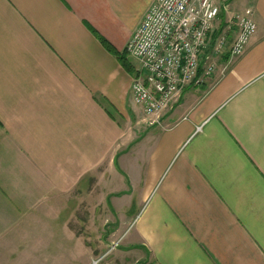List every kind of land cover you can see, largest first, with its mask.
Instances as JSON below:
<instances>
[{"label": "crops", "instance_id": "crops-1", "mask_svg": "<svg viewBox=\"0 0 264 264\" xmlns=\"http://www.w3.org/2000/svg\"><path fill=\"white\" fill-rule=\"evenodd\" d=\"M152 3L0 0V264L87 237L93 260L124 239L112 264H264V0L221 2L257 32L161 125L98 36L126 52ZM31 224L49 243L23 246Z\"/></svg>", "mask_w": 264, "mask_h": 264}, {"label": "built area", "instance_id": "built-area-1", "mask_svg": "<svg viewBox=\"0 0 264 264\" xmlns=\"http://www.w3.org/2000/svg\"><path fill=\"white\" fill-rule=\"evenodd\" d=\"M221 13L216 0H153L125 49L139 63L133 96L150 124L161 125L187 88L218 73L216 57L245 52L257 32L252 10L224 24Z\"/></svg>", "mask_w": 264, "mask_h": 264}, {"label": "rangeland", "instance_id": "rangeland-1", "mask_svg": "<svg viewBox=\"0 0 264 264\" xmlns=\"http://www.w3.org/2000/svg\"><path fill=\"white\" fill-rule=\"evenodd\" d=\"M216 1L217 3L221 4L223 0H216ZM246 11H248V9ZM131 60L133 61V63H135L138 66L137 59H135L134 57H131ZM216 75L213 76V78H215ZM31 225L33 229H36V233L35 234L32 233L34 237L32 236L29 239H26V240L23 238L20 239V241L23 242V246H26L28 249V248H32L34 245L43 246L44 243L46 242L49 243V239L47 238L49 236L48 233H45L44 231L41 232V230L39 229L43 227V224H39V225L31 224ZM59 240L60 239H56V241H59ZM87 242H89V245ZM116 242H117L116 243L117 245L115 244L114 246H106L104 249L99 248L98 250L101 249V251L98 252V254H96L94 258L95 260H93L90 258L88 254V249L96 248V239H93V238L90 239L87 237V241H86L87 245H84L83 249L81 247V244H78L80 242H77V240L75 239L74 241L70 239L68 244L64 243L62 246L63 249L67 247L66 252H63L62 254L60 253L44 254L42 252L39 255L28 256V258L30 257L37 258V262L31 263V261H27L29 263H25V264H112L116 262L118 253L122 245L124 244V239L117 240ZM44 246H47V244ZM54 248L55 246L51 245V249H54ZM15 257L25 259L27 256L22 254L21 256H15ZM121 258H122L123 264H130V260L129 261L126 260V255H124ZM129 258H131V255H129ZM21 262L24 263V261H21Z\"/></svg>", "mask_w": 264, "mask_h": 264}, {"label": "trees", "instance_id": "trees-1", "mask_svg": "<svg viewBox=\"0 0 264 264\" xmlns=\"http://www.w3.org/2000/svg\"><path fill=\"white\" fill-rule=\"evenodd\" d=\"M100 40L103 42V44L111 51V52H114L115 54H118L119 57L127 64V53L126 52H123L121 55L120 53L115 50V48L102 36L98 35Z\"/></svg>", "mask_w": 264, "mask_h": 264}]
</instances>
